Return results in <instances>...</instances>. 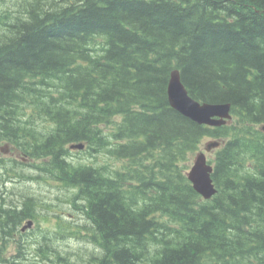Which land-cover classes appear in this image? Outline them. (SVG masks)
Masks as SVG:
<instances>
[{"label":"trees","instance_id":"trees-1","mask_svg":"<svg viewBox=\"0 0 264 264\" xmlns=\"http://www.w3.org/2000/svg\"><path fill=\"white\" fill-rule=\"evenodd\" d=\"M174 69L232 123L173 109ZM208 140L224 144L206 201L187 174ZM75 143L94 162L75 164ZM2 145L77 190L95 264H264V0H0ZM23 165L0 150L4 173ZM39 205L0 194V262L19 264ZM45 246L50 264H76Z\"/></svg>","mask_w":264,"mask_h":264},{"label":"rangeland","instance_id":"rangeland-1","mask_svg":"<svg viewBox=\"0 0 264 264\" xmlns=\"http://www.w3.org/2000/svg\"><path fill=\"white\" fill-rule=\"evenodd\" d=\"M5 7H12L11 1H6ZM0 148H4V145ZM2 151L5 157L16 159L24 165L16 166L8 174L4 173L6 169L0 170V194L6 193L9 200L18 204L28 196L34 198V204H40L36 209L38 217L34 220V226L25 231L22 238L17 235V240L23 242L26 248L23 256L14 261L19 264L34 262L50 264L40 251L43 248L47 252L48 248L45 246L47 244L58 249L64 257L76 264H95L103 253L91 240L94 234L91 221L72 203L77 190L64 187L55 176L43 174L39 168L31 164L34 161L30 162L17 156L13 149L7 148L6 151ZM71 155L75 164L94 162L93 156L80 150H72ZM215 156V151L208 154L210 161ZM101 161H104L103 158ZM110 164L114 166L113 160H110ZM9 169H12V166L7 170ZM24 176L32 178L29 180ZM17 250L18 242L16 240L10 242L5 257L13 260L18 256ZM0 264L5 262L1 261Z\"/></svg>","mask_w":264,"mask_h":264},{"label":"water","instance_id":"water-1","mask_svg":"<svg viewBox=\"0 0 264 264\" xmlns=\"http://www.w3.org/2000/svg\"><path fill=\"white\" fill-rule=\"evenodd\" d=\"M168 97L173 109L199 125L220 127L229 125L232 122L233 117L230 104H201L190 96L181 81L179 70H174L171 74ZM222 143V141L207 142L204 151L196 154L193 165L188 172V178L195 191L205 200H210L217 194V188L212 178L214 166L209 163L207 153L220 148ZM71 148L82 150L85 148V145L75 144ZM2 150L5 149L2 148ZM33 225L34 222L29 221L22 231L25 232Z\"/></svg>","mask_w":264,"mask_h":264},{"label":"bare ground","instance_id":"bare-ground-1","mask_svg":"<svg viewBox=\"0 0 264 264\" xmlns=\"http://www.w3.org/2000/svg\"><path fill=\"white\" fill-rule=\"evenodd\" d=\"M174 70H178V69H174ZM174 70H173V71H174ZM173 71H172V72H173ZM179 72H180V71H179ZM171 74H172V73H171ZM170 79H171V78H170ZM181 81H182V80H181ZM169 83H170V82H169ZM182 83H183V82H182ZM168 86H169V85H168ZM184 86H185V85H184ZM186 89H187V88H186ZM190 96H191V95H190ZM191 97H192V96H191ZM192 98H193V97H192ZM168 99H169V97H168ZM169 103H170V102H169ZM177 112H178V111H177ZM180 114H181V113H180ZM191 121H192V120H191ZM84 213H85V212H84ZM89 220H90V219H89ZM92 227H93V225H92Z\"/></svg>","mask_w":264,"mask_h":264}]
</instances>
